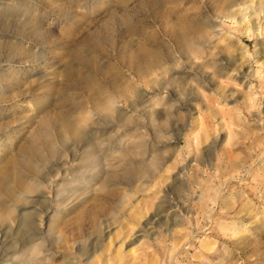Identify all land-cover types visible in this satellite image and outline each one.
<instances>
[{"label":"rangeland","instance_id":"obj_1","mask_svg":"<svg viewBox=\"0 0 264 264\" xmlns=\"http://www.w3.org/2000/svg\"><path fill=\"white\" fill-rule=\"evenodd\" d=\"M219 1L0 0V264H264V0Z\"/></svg>","mask_w":264,"mask_h":264},{"label":"bare ground","instance_id":"obj_2","mask_svg":"<svg viewBox=\"0 0 264 264\" xmlns=\"http://www.w3.org/2000/svg\"><path fill=\"white\" fill-rule=\"evenodd\" d=\"M8 1V0H7ZM13 1V0H12ZM123 1H125V0H123ZM216 1V0H215ZM223 4H225V6H232V5H234L235 3V1L234 0H220ZM219 1V2H220ZM220 2V3H221ZM173 36H174V41L175 42H180L181 40H182V37L178 34V33H176V32H173V34H172ZM75 135H78L77 136V138H82V136H83V134H75ZM61 142H65V139L64 138H62L61 139ZM46 153H47V156H46V154H45V156L46 157H44L43 158V162H45L48 158L47 157H50V158H53L54 156H55V149L52 147V144H48V145H46ZM35 158V157H34ZM33 165V164H32ZM37 167V166H36ZM35 167V168H36ZM31 169V168H30ZM34 170V169H33ZM38 170V169H37ZM35 173V172H34ZM35 175V177H37L36 175H37V171H36V173L34 174ZM37 179V178H36ZM33 182L28 186V191H30V192H34V191H36V189L40 186V183L38 182H35L34 180H32ZM42 182V181H41ZM51 200H49V202H50ZM47 209H51L50 208V206L49 207H47ZM47 212L48 211H46L44 214V216H46V214H47ZM20 218V225H21V227H26L27 229L28 228H30L31 230H33V224H32V222L30 221V215L29 214H21L20 216H19ZM9 217H8V215H2V216H0V220H2V222L3 221H6L7 219H8ZM4 223V222H3ZM46 223H48V222H46ZM54 223V222H53ZM42 224V223H41ZM49 226H48V231L50 232L52 229H51V226H52V222H50L49 221V224H48ZM53 227V226H52ZM37 230L38 231H36L33 235V237H31L32 239L33 238H36L38 235H42V232H40L41 231V229H39V228H37ZM7 231V230H6ZM1 233V232H0ZM4 233V232H3ZM32 239H31V241H32ZM39 239V238H38ZM37 239V240H38ZM31 241H28L27 240V246L29 245V243H31ZM1 242V241H0ZM2 246V245H1ZM31 246V245H30ZM37 246V245H36ZM38 247V246H37ZM32 248V247H31ZM31 250V249H30ZM27 258V257H26ZM27 260V259H26ZM34 261L35 260H37V258H34L33 259ZM23 261H25V260H23ZM24 264V263H23ZM31 264H33V263H31Z\"/></svg>","mask_w":264,"mask_h":264}]
</instances>
